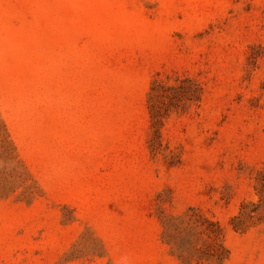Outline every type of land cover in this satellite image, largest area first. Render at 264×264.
<instances>
[{"label":"rangeland","instance_id":"rangeland-1","mask_svg":"<svg viewBox=\"0 0 264 264\" xmlns=\"http://www.w3.org/2000/svg\"><path fill=\"white\" fill-rule=\"evenodd\" d=\"M0 264H264V0H0Z\"/></svg>","mask_w":264,"mask_h":264}]
</instances>
